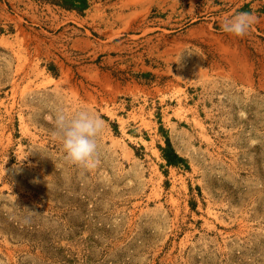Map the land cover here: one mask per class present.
<instances>
[{
    "label": "rangeland",
    "instance_id": "374dc122",
    "mask_svg": "<svg viewBox=\"0 0 264 264\" xmlns=\"http://www.w3.org/2000/svg\"><path fill=\"white\" fill-rule=\"evenodd\" d=\"M0 264H264V0H0Z\"/></svg>",
    "mask_w": 264,
    "mask_h": 264
},
{
    "label": "clouds",
    "instance_id": "9594fccd",
    "mask_svg": "<svg viewBox=\"0 0 264 264\" xmlns=\"http://www.w3.org/2000/svg\"><path fill=\"white\" fill-rule=\"evenodd\" d=\"M255 23V17L247 12H239L226 18L221 28L224 32L237 37H244ZM103 122L89 110H80L71 116L58 113L55 119L56 131L64 160L86 170L94 169L99 161L96 159V138L102 130Z\"/></svg>",
    "mask_w": 264,
    "mask_h": 264
},
{
    "label": "trees",
    "instance_id": "16d2710c",
    "mask_svg": "<svg viewBox=\"0 0 264 264\" xmlns=\"http://www.w3.org/2000/svg\"><path fill=\"white\" fill-rule=\"evenodd\" d=\"M168 147L163 149L165 158L168 161L169 165H178L183 161V158L175 151L170 140H167Z\"/></svg>",
    "mask_w": 264,
    "mask_h": 264
}]
</instances>
